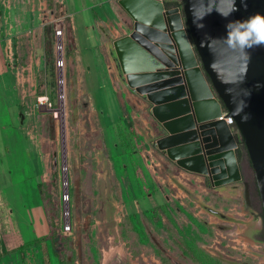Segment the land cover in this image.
<instances>
[{
    "label": "rangeland",
    "instance_id": "rangeland-1",
    "mask_svg": "<svg viewBox=\"0 0 264 264\" xmlns=\"http://www.w3.org/2000/svg\"><path fill=\"white\" fill-rule=\"evenodd\" d=\"M180 2L172 0L170 4ZM162 3L167 9L177 6ZM116 4L117 0H112L111 7H118ZM52 9L54 19L61 18L60 10L53 6ZM122 13L125 11L120 7L115 16L130 33L133 22ZM97 21L102 23L100 18ZM64 29L65 98L58 99L61 88L53 65L54 38L51 44L35 41L36 57H43L44 44L47 66L38 88L44 92L47 87L51 102L41 107L43 113L38 119L30 121L35 141L30 144L26 136L19 148L21 171L18 174L25 177L28 189L42 166V179L47 182L40 185V192L55 238L53 242L49 240L51 250L44 246L36 250L18 247L15 232L6 241L0 236V255H9L3 263L36 264L40 254L51 253L60 264H254L261 261L255 256L264 255L263 246L258 244L264 241H253L251 235L262 233L264 224L243 176L242 148L245 147L235 125L230 129L239 141L236 153L242 180L213 191L209 178H196L193 175L197 174L177 167L156 148V140L164 134L151 115V105L128 88L124 76L121 77L113 41L107 37L111 32L105 30L102 43L115 92L105 68L99 69L103 83H98V77L92 75L94 83L86 84L92 101L83 83L70 75L67 56L70 50L73 54L75 39L67 18ZM28 45L26 42L23 47ZM5 83L6 99L11 89V75ZM103 125L109 126L111 132L105 131ZM65 191L70 195L72 231L69 234L61 230L60 196ZM141 191L146 194L162 191L167 200L164 205L141 210L134 203L135 199L141 202L140 196H145L140 195ZM130 197L134 199L128 202ZM132 208L133 213L129 212ZM258 218L260 226L256 223Z\"/></svg>",
    "mask_w": 264,
    "mask_h": 264
},
{
    "label": "water",
    "instance_id": "water-1",
    "mask_svg": "<svg viewBox=\"0 0 264 264\" xmlns=\"http://www.w3.org/2000/svg\"><path fill=\"white\" fill-rule=\"evenodd\" d=\"M118 5L133 23L112 42L115 60L128 88L151 105L164 134L156 148L177 167L208 177L212 187L240 182L239 141L225 121L231 119L245 147L243 176L264 217V45L241 51L225 41L229 22L264 16V0Z\"/></svg>",
    "mask_w": 264,
    "mask_h": 264
},
{
    "label": "crops",
    "instance_id": "crops-1",
    "mask_svg": "<svg viewBox=\"0 0 264 264\" xmlns=\"http://www.w3.org/2000/svg\"><path fill=\"white\" fill-rule=\"evenodd\" d=\"M162 1L170 6L177 5V3L170 4L172 0ZM111 5L112 0H0V236L2 241H6L11 232H15L18 247L27 246L37 250L44 246L50 247L51 250V242L46 239L50 233L46 205L40 192V185L47 182L42 179V166L30 189L27 187L25 177H21L18 173L21 171L19 148L23 146L26 136L30 144L36 137L30 127V121L38 119L39 114L43 113L41 107L51 102L47 87H45L46 91L42 92L43 89L38 88V83L39 80L41 83V77L47 71L44 44L46 42L51 44L50 41L53 39L52 23L55 20L53 15L55 11L52 6L60 10L61 18L58 19L64 22L67 18L71 25L75 39L73 54L69 57L72 75L76 77L78 83H83V87L93 101L86 84L94 83L92 75L98 77V83H103L100 82L99 69L105 68L108 75L106 77L109 83H112V91L115 92L113 84L115 82L108 73L109 64L102 43L103 33L108 29L111 33L107 37L112 41L129 34L121 19L115 16L120 8L118 0L116 4L118 7ZM124 14L127 15L126 12ZM97 18H100L102 23H99ZM40 40L44 43L43 57H36V47L33 49V43ZM26 42L29 43V47H23ZM48 51L50 52V47ZM113 65L114 61H112V69ZM10 75L11 89L5 99V79ZM50 91L52 92L53 89ZM111 113L112 110L110 115ZM103 126L105 131L111 132L109 126ZM210 187L213 191L216 189L211 185ZM138 192L136 189V193ZM141 194L145 196H140ZM140 195L138 196L141 202L135 199V207L145 211L164 205L167 200L162 191H152L147 194L141 191ZM133 199L134 197H130L128 202ZM128 204L131 206L130 203ZM133 210L132 208L129 212L133 213ZM256 223L260 226L261 219L258 218ZM35 243H38V246ZM4 247L2 250L5 249ZM0 254H2L1 246ZM7 256L9 255L0 257V264H4L3 260ZM39 258L35 260L36 264H60L52 253L47 256L40 254Z\"/></svg>",
    "mask_w": 264,
    "mask_h": 264
},
{
    "label": "built area",
    "instance_id": "built-area-1",
    "mask_svg": "<svg viewBox=\"0 0 264 264\" xmlns=\"http://www.w3.org/2000/svg\"><path fill=\"white\" fill-rule=\"evenodd\" d=\"M160 1L161 0H156ZM52 34L53 38L55 40L54 44V59H53V65L54 69L58 74L57 77V84L61 88V91L59 92L58 99L64 100V71L66 69L67 65V59H66V53H65V44H64V22L60 19H56L52 23ZM228 122L229 126H232L234 123L231 119H226V123ZM67 184H64V187H66ZM60 203L63 206L62 212H61V218L63 220V224L61 227L62 233L69 234L72 231V221H71V209H70V195L68 191H65L60 196Z\"/></svg>",
    "mask_w": 264,
    "mask_h": 264
},
{
    "label": "clouds",
    "instance_id": "clouds-1",
    "mask_svg": "<svg viewBox=\"0 0 264 264\" xmlns=\"http://www.w3.org/2000/svg\"><path fill=\"white\" fill-rule=\"evenodd\" d=\"M226 31L225 41L233 49L244 51L264 45V16L256 14L247 20L231 21L226 25Z\"/></svg>",
    "mask_w": 264,
    "mask_h": 264
},
{
    "label": "flooded vegetation",
    "instance_id": "flooded-vegetation-1",
    "mask_svg": "<svg viewBox=\"0 0 264 264\" xmlns=\"http://www.w3.org/2000/svg\"><path fill=\"white\" fill-rule=\"evenodd\" d=\"M257 235V234H256ZM256 235H254V236H252L251 235V237H253V239H257V241H261V240H263L264 241V231L262 232V233H260L259 234V237L258 236H256ZM258 244L259 245H261V246H263V248H264V243H260V242H258ZM259 248H261V247H259ZM261 256V255H260ZM259 255L258 256H255V258H256V260L257 259H259V258H261V261H255V263L257 264H264V255L262 256V257H260ZM254 263V264H255Z\"/></svg>",
    "mask_w": 264,
    "mask_h": 264
},
{
    "label": "trees",
    "instance_id": "trees-1",
    "mask_svg": "<svg viewBox=\"0 0 264 264\" xmlns=\"http://www.w3.org/2000/svg\"><path fill=\"white\" fill-rule=\"evenodd\" d=\"M71 50H70V53H69V56H67L68 58L69 57H71ZM48 56H50L49 55V53L47 54ZM262 220H263V224H264V217H263V213H262ZM48 225H49V228H50V233H49V235L46 237V239H51L52 240V242H53V239L55 238L54 236H53V234H54V232H53V224H52V222L51 221H49V219H48ZM23 248V247H22ZM6 251V250H5ZM4 252V251H3ZM5 254L7 253V252H4Z\"/></svg>",
    "mask_w": 264,
    "mask_h": 264
},
{
    "label": "bare ground",
    "instance_id": "bare-ground-1",
    "mask_svg": "<svg viewBox=\"0 0 264 264\" xmlns=\"http://www.w3.org/2000/svg\"><path fill=\"white\" fill-rule=\"evenodd\" d=\"M170 39H171V38H170ZM171 40H172V39H171ZM174 68H177V66L175 65ZM225 121H226V120H225ZM227 124H228V122H227ZM247 198H248V196H247ZM113 254H114V253H112V256H113ZM108 256H109V255H108ZM110 257H111V256H110Z\"/></svg>",
    "mask_w": 264,
    "mask_h": 264
}]
</instances>
